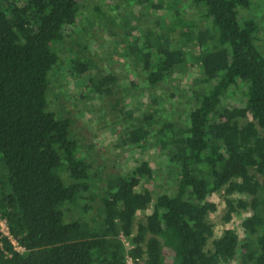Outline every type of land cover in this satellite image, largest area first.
<instances>
[{"label": "trees", "instance_id": "trees-1", "mask_svg": "<svg viewBox=\"0 0 264 264\" xmlns=\"http://www.w3.org/2000/svg\"><path fill=\"white\" fill-rule=\"evenodd\" d=\"M133 1L161 8L153 0ZM171 7L169 20L134 33L126 11L120 14L123 28L113 34L139 78L127 87L100 70L90 40L76 30L81 19L87 30L98 21L115 27L109 5L0 0V217L24 248L16 251L2 236L0 264H225L235 258L264 264L260 21L250 0H173ZM65 66L74 77L88 74V87L105 108L131 118L122 140L138 156L131 170H111L98 145L75 129L78 121L60 94L52 93L53 75ZM180 70L195 73L182 110L160 116L152 95L140 115L126 109L131 88L178 84ZM151 147L167 157L173 179L156 199L145 157ZM218 192L226 196L227 222L251 211L240 221L243 237L227 229L212 240L209 216ZM153 202L152 213L139 218Z\"/></svg>", "mask_w": 264, "mask_h": 264}, {"label": "rangeland", "instance_id": "rangeland-1", "mask_svg": "<svg viewBox=\"0 0 264 264\" xmlns=\"http://www.w3.org/2000/svg\"><path fill=\"white\" fill-rule=\"evenodd\" d=\"M84 1L88 9L93 7L95 0ZM131 1L132 0H128V2H126V0H100V4L106 7L109 5L107 11L113 13V17L116 18L115 21H117V24L115 27L111 24L112 27L106 26V21H98L93 28L87 30L81 26L83 20L81 19L79 26L76 28L77 33L90 40V51L94 55L97 65L101 68L100 70H103L104 74L116 75L127 87H130V81H136L137 83L139 78L135 76L136 63H134L133 59L122 58V53L126 52V49H121L118 46V42L119 40L121 41V39L117 37L118 35L113 34L115 29L119 32L122 27L120 14L126 11L133 25V33L137 32L136 30L139 27H141V31H145L149 25L154 26V23L164 16L169 20L170 16L173 14V9L171 10L173 0H153L154 4L160 5L161 8ZM250 1L252 9L257 13L262 27V36L264 37V0ZM87 18H92V16H87ZM63 53V61L66 65H69V55L65 51H63ZM60 72L62 75H53L52 93L60 94L65 106L73 111L78 121L75 129L80 128L87 137V140L91 139L92 142L94 141L98 145L102 152L103 159L111 170H131L136 165L138 156L133 149H126L122 146V140L127 132H129V128L132 124L131 118L125 119L124 116H119L103 106V102L94 95L92 93L93 91L88 87V74L74 77L67 73V66H65L64 71ZM194 74V72H191V74L187 76L186 71L180 70L176 75L177 78L181 79L178 84L175 81L165 82L152 91L145 88H131V95L125 101L127 103L126 109H131L134 115H140L142 111L145 110L146 103L152 95L159 100L156 106L161 111L160 116L169 112L170 109L181 108L182 110L186 106V102L183 101L185 100L183 95L189 92L188 84L191 80V76H194ZM156 116L158 117L159 115L157 114ZM145 157L154 169L152 185L155 189L154 198L156 199L162 193L170 191V187L173 184V179L168 172V159L161 154L158 149L152 147L145 152ZM213 200L216 202L218 208L216 212L211 213L209 216V220L214 226V236L212 240L221 237L227 229H234L243 237L244 233L240 221L244 216L249 215L251 211H242V213L235 216L231 222H227L224 218L227 211L224 192L216 193ZM153 207L154 202L150 205L148 210L139 213V218H145L146 215L151 214ZM212 240L210 246L212 245ZM125 243L128 248H131V243L126 239ZM225 264H238V258Z\"/></svg>", "mask_w": 264, "mask_h": 264}, {"label": "built area", "instance_id": "built-area-1", "mask_svg": "<svg viewBox=\"0 0 264 264\" xmlns=\"http://www.w3.org/2000/svg\"><path fill=\"white\" fill-rule=\"evenodd\" d=\"M2 236H7L9 238V240L11 241L12 245H13V248L16 250V251H23L24 248L21 247L18 242L13 238V236L10 234V228L7 224V221L5 219H2L0 217V248L2 250H4L5 248V245L4 243L1 241V238ZM5 253L7 255H9V252L5 249Z\"/></svg>", "mask_w": 264, "mask_h": 264}]
</instances>
